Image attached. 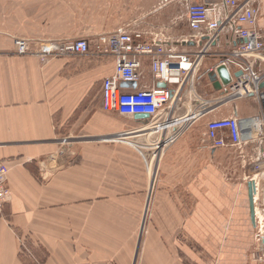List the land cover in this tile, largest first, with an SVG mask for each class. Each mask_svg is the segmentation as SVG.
<instances>
[{"label":"crops","instance_id":"1","mask_svg":"<svg viewBox=\"0 0 264 264\" xmlns=\"http://www.w3.org/2000/svg\"><path fill=\"white\" fill-rule=\"evenodd\" d=\"M129 1L148 10L134 16L140 22L133 26L153 29L167 14L175 16L171 5L179 4L187 17V3L202 0L90 4ZM69 4L75 0H0V160L10 167L11 192L0 212V264H264L256 257L264 256V235L256 237L264 226V138L244 134L240 155L229 158L205 136L209 120L255 116L260 102L222 101L225 86L212 74L215 91H203L214 98L215 110L168 147L152 186L147 166L153 151L129 137L110 139L137 124L124 127L123 115L102 107L111 58L42 62L14 53L16 38L73 39ZM259 7L256 25L264 35V0ZM92 33L81 37L99 35ZM151 82L147 71L141 85ZM250 180L257 183L256 223ZM21 241L30 255L20 253Z\"/></svg>","mask_w":264,"mask_h":264},{"label":"built area","instance_id":"2","mask_svg":"<svg viewBox=\"0 0 264 264\" xmlns=\"http://www.w3.org/2000/svg\"><path fill=\"white\" fill-rule=\"evenodd\" d=\"M260 0H202L188 2L187 22L190 33L176 39L165 32L121 26L97 35L93 40L16 38L14 53L33 55L42 62L63 57L111 58L114 71L102 80L100 96L106 111L132 118L137 125L110 136L113 140H132L152 152V161L161 160L168 147L215 110L212 74L226 66L230 83L220 89L222 101L253 97L262 105V112L248 118L236 116L212 119L206 123L207 136L216 150L227 151L229 158L241 153L244 134H260L264 138V35L257 30ZM177 42L194 43L195 47L176 46ZM148 68V70H147ZM149 85H141L146 73ZM209 80L208 83L206 82ZM124 82L137 83L135 89L123 88ZM140 84V85H139ZM160 84H164L161 86ZM202 89V90H201ZM137 114L147 119L136 120ZM135 139V140H134ZM262 165L256 163L255 169ZM10 167L0 160V212L9 200L7 186ZM157 171L151 173L153 186ZM264 226L256 233L263 236ZM20 253L31 251L21 241ZM256 257L264 261L259 253Z\"/></svg>","mask_w":264,"mask_h":264},{"label":"rangeland","instance_id":"3","mask_svg":"<svg viewBox=\"0 0 264 264\" xmlns=\"http://www.w3.org/2000/svg\"><path fill=\"white\" fill-rule=\"evenodd\" d=\"M67 7L69 9L70 16L72 15L73 17H75L74 21H71V20L68 21L70 23L69 24L70 27H73L76 31V35L75 37H73V39L81 38V36H84L83 32H90V30L93 32L92 34L97 35L103 32L112 31L124 25L130 26V27L133 25L138 26L137 24L140 21L138 22L134 20V16H137L138 12H142L141 9L138 10L137 7L133 6L130 3V1L128 4H123V5L118 6L114 4L94 5V4H90V0H75L74 5L69 4ZM170 7L176 8L175 9L176 12L175 13L173 12L174 13L173 15L175 16L170 18L168 14L167 15L165 14L167 17L162 18V20L156 22V26L153 29L150 28L148 30L149 31L154 30L156 32L163 31L176 39L180 38L183 35H188L190 33V30L186 22V18H187L186 10L183 8H180L179 4L171 5ZM147 11L148 10H144L142 13L147 12ZM140 29H145V28H140ZM95 37H91L92 40ZM123 118L122 119L124 121V127L129 126L131 124L130 122L133 121L132 118L127 117V116H123ZM199 124H203L202 121ZM136 125L137 124H134L132 126L134 127ZM74 136H76V134H74ZM130 139L132 140V138ZM70 140H73V138L72 139L64 138V140L62 141L64 143H67ZM62 152L64 155H68V149H66L65 147ZM159 162L160 160L156 159V161L155 160L151 161V163H149V165L147 166V174H148L149 183L151 182V178H150L151 173H153L154 170L157 172L159 170V166H160Z\"/></svg>","mask_w":264,"mask_h":264},{"label":"water","instance_id":"4","mask_svg":"<svg viewBox=\"0 0 264 264\" xmlns=\"http://www.w3.org/2000/svg\"><path fill=\"white\" fill-rule=\"evenodd\" d=\"M191 43H185V42H177L175 43L176 46L179 47H185L190 45ZM195 45V44H194ZM217 73L221 79V86H227L230 81H231V76L230 72L227 69L226 66H221L217 69ZM161 86H164V84H160ZM123 88H128V89H135L137 87V83H130V82H124L121 85ZM264 87V82L260 85V88ZM149 116L147 114H137L134 116L136 120L140 119H147ZM255 180H250L247 183V188H248V197H249V207H250V214H251V219L253 223H256L257 221V216H256V205H255V195L257 192V185H256ZM262 217L264 219V212L262 213Z\"/></svg>","mask_w":264,"mask_h":264},{"label":"flooded vegetation","instance_id":"5","mask_svg":"<svg viewBox=\"0 0 264 264\" xmlns=\"http://www.w3.org/2000/svg\"><path fill=\"white\" fill-rule=\"evenodd\" d=\"M130 130H131V128L128 129V130H126V132H128V134H129V135H127V136H130V135H131L132 132H130Z\"/></svg>","mask_w":264,"mask_h":264},{"label":"bare ground","instance_id":"6","mask_svg":"<svg viewBox=\"0 0 264 264\" xmlns=\"http://www.w3.org/2000/svg\"><path fill=\"white\" fill-rule=\"evenodd\" d=\"M260 217H262V214H259Z\"/></svg>","mask_w":264,"mask_h":264}]
</instances>
